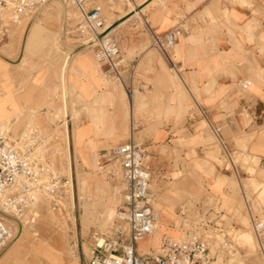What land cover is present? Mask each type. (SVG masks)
Masks as SVG:
<instances>
[{
	"label": "rangeland",
	"instance_id": "374dc122",
	"mask_svg": "<svg viewBox=\"0 0 264 264\" xmlns=\"http://www.w3.org/2000/svg\"><path fill=\"white\" fill-rule=\"evenodd\" d=\"M96 1L106 26L115 17L119 0ZM205 12L208 27L216 19ZM222 15L229 22L225 9ZM138 19L130 31L120 34L126 62L121 86L112 73L98 66L94 47L80 42L84 23L72 3L51 0L31 16L13 18L10 11L0 15V127L16 141L31 131L30 156L49 170L41 180L48 175L60 179L53 196L44 187L34 190L33 204L21 215L10 210L0 213L13 231V238L0 248V264H85L96 233L107 231L114 222L122 190L112 166L110 176L97 167L98 150L129 135L144 146L155 145L151 178L156 181L149 183L160 228L155 243L164 231L176 240L195 236L208 241L212 264H264L240 188L253 212L264 218V66L245 78L251 82L245 88L215 86V71L210 68L203 75L204 83L198 79L192 85L183 71L178 74L160 55L147 23ZM113 27L112 23L108 33ZM135 45L145 47V60L135 52ZM68 53L65 114L60 66ZM123 88L133 92L132 98ZM228 92L240 99L230 112L235 115L231 122L207 117L201 107L217 103L231 107L222 100ZM242 97L250 100V108L242 107ZM211 123L221 126L227 151ZM65 125L70 129L67 134ZM146 137L152 140L147 142ZM68 143L72 157L66 152ZM69 161H73L74 184ZM207 207L211 210L204 215ZM3 208L1 204L0 212ZM219 209L222 214L216 213ZM205 219L211 222L200 227ZM237 230L252 234L253 248L235 239Z\"/></svg>",
	"mask_w": 264,
	"mask_h": 264
},
{
	"label": "built area",
	"instance_id": "2783aa9c",
	"mask_svg": "<svg viewBox=\"0 0 264 264\" xmlns=\"http://www.w3.org/2000/svg\"><path fill=\"white\" fill-rule=\"evenodd\" d=\"M51 0H0V13L9 8L13 18L31 16L41 10ZM72 3L84 23L80 29V42L99 38L94 44L96 57L105 63L110 71L119 76L118 67L122 63L120 48L110 33H103L105 20L99 4L85 8L87 0H61ZM181 35L179 27H173L162 35L150 32L152 45L169 59V50ZM34 136L27 131L22 140L11 138L0 127V203L5 209L21 215L33 204L32 192L44 187L51 196L57 193L58 181L48 175V167L35 163L30 156ZM148 152L140 143L128 140L102 149L96 165L109 176L110 167L119 173L122 183L121 198L115 208L114 222L105 232L96 233L90 245V255L86 264H212L209 243L195 236L185 240L165 239L159 250L146 255L136 251L138 240L149 235L155 228L156 214L152 207L153 195L149 191ZM211 210L207 207L203 214ZM219 213V210L216 211ZM218 216V215H217ZM211 222L205 219L200 227ZM215 224V222H213ZM250 224L255 232L258 245L264 246V218L252 216ZM218 226V225H216ZM13 238L12 229L0 217V248ZM221 245H226L222 240Z\"/></svg>",
	"mask_w": 264,
	"mask_h": 264
},
{
	"label": "crops",
	"instance_id": "0c3cea01",
	"mask_svg": "<svg viewBox=\"0 0 264 264\" xmlns=\"http://www.w3.org/2000/svg\"><path fill=\"white\" fill-rule=\"evenodd\" d=\"M129 3H131V7H129ZM94 4H98L96 0H87L85 2V8H90ZM117 4L118 7L113 11L115 17L111 23H118L114 25L110 34L116 40L118 46L120 34L124 33L125 35L126 32L130 31V25L137 24L139 17L147 23L149 33L153 32L157 35H162L173 27H179L181 29L182 36L178 37L177 41L174 43V47L169 50V59L164 57L163 54L155 46L154 47L165 61L171 64L173 69H177L178 74L179 71H183L190 79V84L192 85L197 84L198 79L204 83L207 77L203 75L206 69L210 68L215 71L213 78L215 86H219L220 88L234 86L235 88L239 85L245 88L251 83L245 78L253 75L259 67L264 66V0H249L247 3L228 0H119ZM133 7L138 9L135 13L131 11ZM223 9L227 12L229 22L225 21L223 18ZM206 10L211 13V16H215L216 19V21L211 23L208 27H205V24L209 23L210 20L205 12ZM102 15L105 20L103 12ZM184 26H187V29H184ZM117 35L119 37H117ZM89 46L94 47L92 50L98 66L102 67L105 72L109 74L112 73V77L118 82H123L126 62L122 56L121 50L120 56L122 57V63L118 67L119 76L117 77L108 69L105 63L96 57L97 47L95 45ZM135 52L140 53L142 55V60H145L147 51L144 46L137 45L135 47ZM70 58L71 55L69 54L63 71L65 113L66 109L68 110V105L65 94L64 75L66 65ZM229 96L230 92L225 95L223 94L222 100H225L228 106H231L230 108H222L218 106L217 103L215 106L209 105L201 107L202 111L206 113L207 117L215 116L220 123L224 121L223 119H225L226 123L231 122V118L235 117V115H231L230 112L232 110L234 111V109L239 106L240 99L236 100L234 96ZM242 107L250 108V100L244 97ZM211 129L222 147L227 151L226 144L221 137V126L211 123ZM129 138L137 142L132 135H129L128 139ZM149 140L152 139L150 137L145 138V141L148 142ZM138 143L145 147L149 155L147 161L149 172L148 188L153 195V201L154 192L149 186V183L152 181L154 184L156 181L155 178H151V176L155 175V170L153 168L155 167L154 158L156 157L155 154H153L156 152L155 145L148 144L144 146L141 142ZM87 148L88 146L84 149L88 151ZM102 149L98 150V155ZM240 188L245 202L248 224L251 227L250 219L257 214L253 212L241 185ZM153 210L157 216V210L154 207ZM219 213L222 214L223 210L219 209ZM218 229L221 230V228ZM253 233L257 241L255 232L253 231ZM156 237L157 235L149 234L138 240L136 243L137 253L146 255L153 251H157L160 249L165 239H173L170 238L169 233L166 231L162 233L157 243H155ZM258 251L264 259V248L262 250L258 245Z\"/></svg>",
	"mask_w": 264,
	"mask_h": 264
},
{
	"label": "bare ground",
	"instance_id": "6f19581e",
	"mask_svg": "<svg viewBox=\"0 0 264 264\" xmlns=\"http://www.w3.org/2000/svg\"><path fill=\"white\" fill-rule=\"evenodd\" d=\"M147 3V2H146ZM140 7V6H139ZM138 10V9H137ZM137 10H135V11H137ZM5 11H10L11 12V10L9 9V8H5V9H3L2 11H1V13H0V15L2 14V13H5ZM132 11V10H131ZM134 12V11H133ZM131 15V14H130ZM112 27V23L111 22H107V24H106V26H105V29L103 30L104 32L103 33H108V31H109V29ZM99 38H95L94 39V41H92V40H84L83 41V43H85V47H88L89 45H94L96 42H97V40H98ZM84 46V45H83ZM83 49V48H82ZM78 52H76L75 54H77ZM68 57H69V53L68 54H66L64 57H63V60H62V63H61V66H60V84H61V88H62V90H63V71H64V66H65V64H66V62H67V60H68ZM74 58V57H73ZM174 70H176L175 68H174ZM122 86H123V84L121 83V82H119ZM125 90V89H124ZM125 92H126V95H127V97L128 98H131V96H132V92H128V91H126L125 90ZM63 98V107H62V111L65 113V106H64V91H63V96H62ZM66 114V113H65ZM70 116V115H69ZM67 125H68V123H66ZM67 125H65L66 126V134H67V132H68V126ZM70 130V129H69ZM70 133V132H69ZM66 136V135H65ZM70 137V136H69ZM66 139L68 140V139H70V138H67V136H66ZM70 141V140H69ZM69 144V143H68ZM66 152H67V155L70 157L71 156V152H72V147H71V145L69 144V145H67V149H66ZM73 155V154H72ZM72 157V156H71ZM68 160H69V158H67ZM72 162L73 161H69L68 162V164H67V170H68V173H69V179H70V183L72 182H74V180H73V165H72ZM74 184V183H73ZM73 184H70L71 186L73 185ZM73 187V186H72ZM71 190H72V188H71ZM73 191V190H72ZM74 191H75V187H74ZM76 192V191H75ZM71 194H72V199H73V201H74V194L72 193V192H70ZM71 199V200H72ZM75 203V202H74ZM1 205V204H0ZM77 206V205H76ZM4 207V206H3ZM4 210H2L0 213H2L3 215H5L4 213L5 212H3V211H6L7 209H5V207L3 208ZM2 218H4L3 216H1ZM158 225H159V219H158V217L156 218V224H155V228H154V230L150 233V234H154L155 235V233L160 229V228H158ZM235 233V232H234ZM235 235V239L236 240H239L238 242H240L241 244H243V246L245 245V246H247V248H253L254 247V240H253V236H252V234L250 233V232H248V231H242V230H237L236 231V233L234 234ZM86 264V263H85Z\"/></svg>",
	"mask_w": 264,
	"mask_h": 264
},
{
	"label": "water",
	"instance_id": "95a60500",
	"mask_svg": "<svg viewBox=\"0 0 264 264\" xmlns=\"http://www.w3.org/2000/svg\"><path fill=\"white\" fill-rule=\"evenodd\" d=\"M117 23H118V22H116V23H113V25H116ZM81 264H84V263H82V262H81Z\"/></svg>",
	"mask_w": 264,
	"mask_h": 264
}]
</instances>
